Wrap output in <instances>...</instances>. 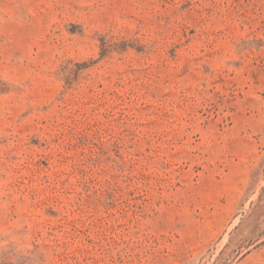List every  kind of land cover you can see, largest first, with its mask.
I'll use <instances>...</instances> for the list:
<instances>
[{
  "label": "rangeland",
  "instance_id": "374dc122",
  "mask_svg": "<svg viewBox=\"0 0 264 264\" xmlns=\"http://www.w3.org/2000/svg\"><path fill=\"white\" fill-rule=\"evenodd\" d=\"M0 264H264V0H0Z\"/></svg>",
  "mask_w": 264,
  "mask_h": 264
}]
</instances>
